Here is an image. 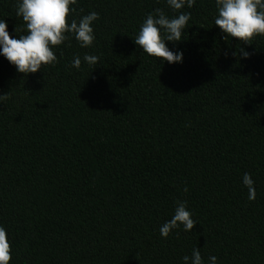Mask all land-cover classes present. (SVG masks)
Wrapping results in <instances>:
<instances>
[{
	"label": "trees",
	"instance_id": "16d2710c",
	"mask_svg": "<svg viewBox=\"0 0 264 264\" xmlns=\"http://www.w3.org/2000/svg\"><path fill=\"white\" fill-rule=\"evenodd\" d=\"M16 6L0 0L10 38L26 34ZM70 7L77 20L99 14L92 47L70 38L53 49L54 66L27 76L0 56L10 264H183L194 248L206 264H264V36L250 45L222 38L215 0H196L180 10L191 15L182 40L167 43L183 62L169 65L133 42L147 14L178 15L165 0ZM177 201L197 224L162 238Z\"/></svg>",
	"mask_w": 264,
	"mask_h": 264
},
{
	"label": "clouds",
	"instance_id": "9594fccd",
	"mask_svg": "<svg viewBox=\"0 0 264 264\" xmlns=\"http://www.w3.org/2000/svg\"><path fill=\"white\" fill-rule=\"evenodd\" d=\"M77 0H17L16 15L21 17L26 34L19 38H10L5 20H0V56L4 57L17 73L35 74L42 66H54L57 56L54 48L74 38L82 49L92 47L95 41L93 24L99 19L95 11L81 16L78 20L70 18L75 11L70 7ZM167 6L178 15L168 17L163 10L156 9L149 13L139 26L134 44L149 57L158 58L169 65L183 62V52L173 51L168 42H180L184 30L191 18L189 12L180 11L187 7L191 9L196 0H165ZM216 16L214 24L221 31L222 38L235 39L250 45L253 38L264 36V0H215ZM237 53H233L235 56ZM239 55L249 58V53L240 48ZM83 62L92 66L98 63L99 57L85 54ZM71 67L79 70L81 57L74 56ZM4 95H0V100ZM242 184L248 190L249 201L256 197L254 181L245 172ZM187 192V187L184 188ZM185 201H177L171 219L164 222L159 232L162 238L182 227L185 232H192L197 222L192 218ZM12 259L10 241L3 226H0V264H10ZM183 264H206L198 248L191 255L182 257ZM207 264H217L216 256H209Z\"/></svg>",
	"mask_w": 264,
	"mask_h": 264
}]
</instances>
